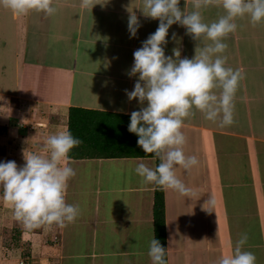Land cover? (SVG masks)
<instances>
[{
  "label": "crops",
  "instance_id": "obj_1",
  "mask_svg": "<svg viewBox=\"0 0 264 264\" xmlns=\"http://www.w3.org/2000/svg\"><path fill=\"white\" fill-rule=\"evenodd\" d=\"M56 6L52 16L0 11V160L20 165L24 152L46 153L47 136L68 129L71 107L129 115L140 107L124 91L137 79L127 73L158 19L136 8L142 0H108L92 9L56 0ZM180 7L194 10L192 0H180ZM129 9L142 23L133 38ZM222 14L217 5L202 10L205 22ZM236 23L224 38L228 65L246 73L235 96V122L221 126L195 109L185 119L184 151L199 163L176 168L190 195L163 188L168 264H217L241 233L248 235L245 249L264 264V22L253 25L245 16ZM173 32L181 43L169 39L166 55L178 46L181 57L191 58L197 45L210 43L192 39L178 24L169 37ZM141 160L157 164L153 156L71 158L76 175L66 199L82 211L64 227L28 230L0 200V264H152L156 185L134 171Z\"/></svg>",
  "mask_w": 264,
  "mask_h": 264
},
{
  "label": "clouds",
  "instance_id": "obj_2",
  "mask_svg": "<svg viewBox=\"0 0 264 264\" xmlns=\"http://www.w3.org/2000/svg\"><path fill=\"white\" fill-rule=\"evenodd\" d=\"M108 0H79L82 9L104 6ZM16 16L32 12L52 16L57 12L56 0H0ZM217 5L224 14L205 22L202 10ZM193 11L180 7V0H142L138 6L143 16L158 19V27L141 41L133 52L129 77H137L132 90L125 89L129 101L136 99L140 107L130 114L128 131L137 135V145L153 155L159 163L154 167L144 161L135 162L134 171L145 184L170 188L181 195L191 189L176 175L177 166L190 170L199 163L196 155H186V136L181 130L185 119L194 109L209 121L221 126L234 121L235 96L246 73L242 67L233 68L224 55L228 45L224 38L237 30V18L247 16L255 25L264 22V0H192ZM127 28L129 38L137 36L142 23L130 10ZM178 24L192 39L210 41L195 47L191 57H181V48L173 47L166 55L169 39L177 45L181 38L169 28ZM67 128L46 138V153L25 154L24 163L0 160V200L11 207L14 218L28 230L51 226L64 227L81 215L79 204L66 200L69 180L76 175L69 153L81 144ZM215 204V199L209 201ZM247 233L223 254L217 264H257L256 254L245 249ZM148 255L152 264H166V249L160 240L149 242Z\"/></svg>",
  "mask_w": 264,
  "mask_h": 264
},
{
  "label": "trees",
  "instance_id": "obj_3",
  "mask_svg": "<svg viewBox=\"0 0 264 264\" xmlns=\"http://www.w3.org/2000/svg\"><path fill=\"white\" fill-rule=\"evenodd\" d=\"M129 123V114L71 107L68 130L82 142L71 150L70 158L153 156L137 145L138 137L128 131ZM154 232L166 249L165 197L163 188L158 185L154 199ZM165 260L168 264L167 251Z\"/></svg>",
  "mask_w": 264,
  "mask_h": 264
},
{
  "label": "built area",
  "instance_id": "obj_4",
  "mask_svg": "<svg viewBox=\"0 0 264 264\" xmlns=\"http://www.w3.org/2000/svg\"><path fill=\"white\" fill-rule=\"evenodd\" d=\"M20 264H29L28 259H21Z\"/></svg>",
  "mask_w": 264,
  "mask_h": 264
},
{
  "label": "rangeland",
  "instance_id": "obj_5",
  "mask_svg": "<svg viewBox=\"0 0 264 264\" xmlns=\"http://www.w3.org/2000/svg\"><path fill=\"white\" fill-rule=\"evenodd\" d=\"M3 9L6 10V7H4L2 4H0V11L3 10ZM19 17H22V16H19ZM40 124H42V123H40ZM44 142H45V139H44ZM66 200H67V199H66Z\"/></svg>",
  "mask_w": 264,
  "mask_h": 264
}]
</instances>
